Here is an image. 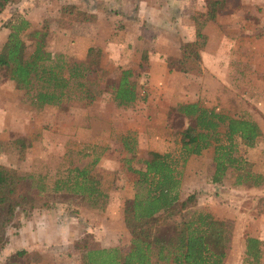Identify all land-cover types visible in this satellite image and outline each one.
<instances>
[{"label":"rangeland","instance_id":"obj_1","mask_svg":"<svg viewBox=\"0 0 264 264\" xmlns=\"http://www.w3.org/2000/svg\"><path fill=\"white\" fill-rule=\"evenodd\" d=\"M242 1L253 0H225V6L216 11L220 19L228 20L230 14L236 13L239 26L255 35L254 25L264 16L260 18L255 14L259 8H250ZM64 4L94 13L95 21H76L61 16L59 9ZM205 5L206 0H11L0 12V45L8 33L6 22L23 17L28 20L29 29L40 28L42 24L47 26L45 48L51 53H61L70 59L82 58L90 45L101 50L98 68L88 75L96 94L89 105H84L82 100H63L60 105L35 107L0 71V101L7 102L5 106L10 107L9 124L14 133L4 151L5 160L24 173V190L30 197L19 206L28 209L61 204L63 214L79 224V238L72 244L71 252L63 248L62 264H87L86 251L104 248L101 246L111 242L119 252L127 250L129 235L122 221V203L134 192L136 175L131 169L142 168L140 160L152 147H164L159 152L179 158L175 171L177 177L180 175L177 168L182 164L180 131L192 121L177 111L179 104L194 97L201 106L230 116L255 118L264 124L261 107L246 103L238 88L232 96L229 84L224 83L226 91L222 100L206 90H203L206 94L201 95L204 83L198 76L168 72L164 66L166 55H177L180 41L193 38L194 19L204 17ZM228 28L234 27L228 25ZM31 45L28 41L27 50ZM143 51L146 53L144 60L141 59ZM122 69L132 71L129 80L134 83L137 99L129 106L117 107L112 100L111 88L117 83ZM223 78H227L225 73ZM122 108L126 113V108H131L129 120L134 118L140 131L142 129L139 142L135 141L137 147L134 146L131 152L122 148L119 144L122 140L127 138L129 142L130 137H134L129 132H118L119 135L112 137L116 149L106 152L107 156L97 161L105 149L95 147L92 139L96 137L92 132L99 130V136L105 137L101 133L102 119L107 118L113 124ZM75 139H78L77 143ZM77 145L80 148L75 151L73 146ZM235 155L247 163L245 169L262 175L261 183L258 186H250L248 182L235 185V172L227 169L217 186L220 190L216 192L220 195H196L194 208L172 218L175 225L188 218L195 209L208 211L214 218L225 221L230 230L226 264L239 263L246 236L264 239V213L255 208L256 199L264 194V137L261 135L251 148L238 143ZM76 165L82 166L88 178L97 182L100 193L114 191L120 195H104V198L65 190L63 182L72 185L74 169H78ZM112 165L116 169L113 170ZM205 171L211 169L205 168ZM179 187L180 183L177 194ZM35 195H45V200L33 202ZM173 223L169 227L156 228L155 233L169 235Z\"/></svg>","mask_w":264,"mask_h":264},{"label":"trees","instance_id":"obj_2","mask_svg":"<svg viewBox=\"0 0 264 264\" xmlns=\"http://www.w3.org/2000/svg\"><path fill=\"white\" fill-rule=\"evenodd\" d=\"M11 0H0V12ZM225 6V0H206L204 17L194 19V39L180 41L177 55H166L165 66L170 71L198 76L201 73L200 50L206 43L202 28L213 21L216 10ZM59 14L71 20L94 22L95 14L64 4ZM7 36L0 45V71L21 90L35 107L60 105L63 100H82L91 104L96 97L88 75L98 68L101 50L90 45L82 58L67 59L61 53H51L45 48L47 26L29 29L23 17L8 20ZM28 41L32 42L27 50ZM146 59V53H141ZM130 69L120 70L117 83L112 86V100L116 106H129L137 99ZM177 111L191 119L180 131V161L212 146L213 172L211 182H220L227 169L235 172V185L248 182L258 186L263 177L245 169L247 163L235 155L237 144L254 147L261 136L258 123L250 117L230 116L212 108L201 106L197 101L181 103ZM124 148L131 152L128 139L122 140ZM177 159L170 153L148 150L140 160L142 168H132L133 195L122 203V221L129 235L128 248H100L86 251L87 264H222L229 242L230 230L226 222L214 218L208 211L191 210L188 218L174 225L172 218L195 207L196 195L189 193L182 198L177 194L179 179L176 173ZM74 181L63 182L65 190L76 194L91 195L96 186L88 178L85 169H74ZM25 175L12 167L0 165V248L5 243V228L12 221L14 211L30 199L24 190ZM71 185V186H70ZM255 208L264 213V194L256 199ZM174 227L169 235H157L158 227ZM264 241L244 238L243 262L258 264L260 246ZM15 252L9 264H17Z\"/></svg>","mask_w":264,"mask_h":264},{"label":"crops","instance_id":"obj_3","mask_svg":"<svg viewBox=\"0 0 264 264\" xmlns=\"http://www.w3.org/2000/svg\"><path fill=\"white\" fill-rule=\"evenodd\" d=\"M242 4L254 9L259 8L258 11H255V14L260 18L264 16V0L242 1ZM230 16L229 20L227 18L220 19V14L216 11L214 20L206 22L202 28V32L206 35V43L200 50L201 73L198 75V78L204 83L201 89L202 94L201 92L200 94H206L203 90L210 91L213 97H219L222 100L226 91V87L223 84L228 83L232 96H234V90L238 88L237 91L240 95L244 96L245 100H247L246 103L259 105L264 116V31H261L264 28V19L256 21L258 24L254 25L256 28L254 35L239 26L235 17L236 13H232ZM228 25L234 28L230 30ZM261 32L262 35H260ZM193 39L194 35L193 38L191 36L183 40ZM212 48H215V50ZM224 73L227 77L226 80L223 78ZM189 76L195 77L194 75ZM187 101L194 102L195 99L194 97H190ZM6 103L2 100L0 101V165L12 167L5 160L4 155L5 149L9 147L11 136L14 134L9 124L10 107L5 106ZM126 109H128V113L123 108L119 110V117L116 116L113 119V124H110L107 118L102 119L103 129L101 133L105 137L99 136V130L92 132L96 137L92 139L94 140V144H96L95 147L102 148V150L105 149L97 161L105 158L108 152L116 149L115 146L117 144L112 137L118 134V132H123L124 134L129 132L134 139L130 137L128 146L130 149H134V146L137 147L135 141L139 142V132L142 129L140 131V128L133 120L134 118L129 120L132 110L131 108ZM254 120L258 123L261 135L264 137V124L261 125L255 118ZM111 125L114 126L113 129ZM132 131H134V134L131 133ZM124 134L121 133V135ZM75 140V143H77L78 139ZM119 144L124 148L125 144L123 142ZM73 148L77 151L80 145L73 146ZM162 149L164 150L165 148L152 147L150 150H158L157 152H159ZM212 153L213 148H205L199 155L191 154L182 164L178 165L177 168L180 169L178 171L180 174L178 176L180 180L178 195H187L189 193H195V195H220L217 193V190H220L217 189L219 182H211L210 180L213 172V165L211 163ZM209 156L211 157L207 159ZM76 166L78 169L82 167ZM112 168L114 170L116 166L114 165ZM205 168H210L211 171H205ZM18 172L24 175V173ZM92 182L97 190L91 195H99L96 197L104 198H106L104 195H120L114 191H107L103 195L98 189L100 186L97 182L95 180H92ZM38 190L41 191V188L39 187ZM42 199L45 200V195L33 196V202L41 201ZM78 225L77 222L73 221L71 216L63 214L61 204L50 206L49 208L44 205L28 209L24 206H18L14 211L12 221L5 228V243L0 248V264H9L8 259L10 260L11 256L18 251H21V254L16 257L17 264H62L60 260L64 256L63 248L71 252L73 250L72 244L79 238ZM101 247H115V243L111 242ZM240 255V261L237 264H247L242 260L244 257V241ZM263 262L264 245L260 246V260L258 264H262ZM222 264H226L225 257Z\"/></svg>","mask_w":264,"mask_h":264}]
</instances>
